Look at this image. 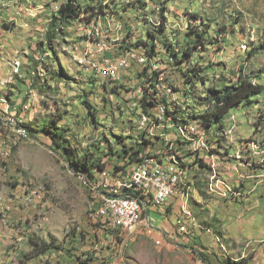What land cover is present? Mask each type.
<instances>
[{
	"label": "rangeland",
	"instance_id": "374dc122",
	"mask_svg": "<svg viewBox=\"0 0 264 264\" xmlns=\"http://www.w3.org/2000/svg\"><path fill=\"white\" fill-rule=\"evenodd\" d=\"M63 1L0 0V264H264V161L247 166L236 158L264 113V95L233 110L222 133L205 132L212 166H196L193 142L173 146L165 129L153 136L141 124L152 82L178 96L179 117L204 109L183 91L204 95L241 74L264 85V0H85L101 8L87 14L91 23L75 22L49 42ZM192 45L190 60L178 61ZM131 49L146 53L149 65L133 64L115 82L97 77L98 65ZM85 56L90 66L75 59ZM188 67L203 72L185 83ZM52 119L70 143L59 139L53 151L47 134L23 137L21 123ZM263 127L255 132L261 143ZM145 140L150 159L168 163L175 155L191 163L192 216L180 225L178 209H151V224L120 237L96 216L97 202L63 147L102 157L106 171L95 176L103 181L123 172L116 173L123 165L114 158L118 151ZM243 170L246 186L235 181ZM213 174L229 188L219 183L211 191ZM31 239L61 251L30 259Z\"/></svg>",
	"mask_w": 264,
	"mask_h": 264
},
{
	"label": "built area",
	"instance_id": "2783aa9c",
	"mask_svg": "<svg viewBox=\"0 0 264 264\" xmlns=\"http://www.w3.org/2000/svg\"><path fill=\"white\" fill-rule=\"evenodd\" d=\"M75 59L82 65L90 66L86 56ZM150 62L146 53L131 49L124 52L116 61H104L95 70L97 77L115 82L122 78V71H126L131 65L148 66ZM11 66L13 73H18L20 61L15 60ZM150 90L147 92L149 93ZM151 92L157 99V105L141 115V124L148 126L150 135L154 136L155 130L161 128L165 129V140H169L173 146L175 140L191 141L194 143L196 166L200 168L212 166L214 155L209 147L211 145L205 140V130L189 116L179 117L177 114L179 99L172 97L174 92L170 90L164 93ZM228 120H235V116ZM260 129L262 128L254 131L251 139L242 142L236 155L239 162L252 165L254 161L256 163L264 161V142L261 143L255 137V132ZM229 133L232 131L229 130ZM22 135L29 136L26 130ZM190 164L187 159L175 155L170 157L168 163L161 161L159 157L154 159L144 157L117 177H106L103 181H95L80 174L79 179L97 202L96 206L99 208L96 216L106 220L107 225L119 231V236L123 237L125 233L134 232L146 218L148 220V212L153 205L165 206L173 198H181L188 203L193 187ZM215 178L214 174L210 178L208 186L211 191L214 192L220 184L227 187L225 181H214ZM110 179L114 180V183H111Z\"/></svg>",
	"mask_w": 264,
	"mask_h": 264
},
{
	"label": "trees",
	"instance_id": "16d2710c",
	"mask_svg": "<svg viewBox=\"0 0 264 264\" xmlns=\"http://www.w3.org/2000/svg\"><path fill=\"white\" fill-rule=\"evenodd\" d=\"M99 11H101V8H99L98 5L87 6L85 0H64L59 3L58 11L52 16L49 42H52L56 38H61V30L65 27L72 26L75 22H81L85 25L90 24L91 17H86L87 14L91 12L93 14H97ZM200 38L203 39V37ZM154 47L155 46L153 45L152 49ZM196 48V46L192 45L183 52V55H178L176 57L177 60L180 62L189 61L192 51ZM202 72V69L195 70L194 68L188 67L182 73L185 78V83L192 82V80L199 77ZM151 86L152 90L145 94L142 102V109L144 112H148L149 109H152L157 105V99L154 98V94L151 92L156 91L155 83L152 82ZM183 93L184 96L190 95V97L194 100L193 102L195 105L204 108L203 111L197 115H189V118L201 125L205 132L213 131L222 133L225 126L224 121L229 114L235 109L251 106V104L254 103V99L264 95V85L262 83L255 82V80L251 77L249 78L244 74H241L238 76L236 81H228L226 84L220 85L219 87H211V89L206 91L204 95L200 94L192 97V91H183ZM58 122L59 120L57 119L42 121L39 124L29 121L28 123H21L20 127H23L31 137H35V134L39 132L47 134L53 141L54 146L51 147L52 150L56 151L61 147L59 139H66L62 136L63 134L60 129L61 127L58 126ZM261 125H264V113L255 123V130L259 129ZM32 127H36L38 130L35 131ZM66 140L69 142L68 139ZM150 143L151 142L149 140H145L142 143L136 144L135 147L130 145L129 147H123L122 150L118 151L116 153V157L114 158H116L117 163L123 165L116 167V173L122 172L126 170V168L140 162L144 157H149L146 152ZM72 148V145L68 144V146L66 145L63 147V150H70L69 153L70 156L72 155L73 168H75V170L78 169V171L80 170L79 174L85 175L86 178L97 181L95 175L106 171V164L102 163V157H98L99 159L96 161L90 160L86 156L80 157L79 153L71 151ZM31 241L33 250L30 253V259L45 255L52 249L55 251H61L60 247L45 246L40 244L39 241H34L33 239H31Z\"/></svg>",
	"mask_w": 264,
	"mask_h": 264
},
{
	"label": "crops",
	"instance_id": "0c3cea01",
	"mask_svg": "<svg viewBox=\"0 0 264 264\" xmlns=\"http://www.w3.org/2000/svg\"><path fill=\"white\" fill-rule=\"evenodd\" d=\"M177 98H178V96H176ZM255 131V130H254ZM254 134V133H253ZM248 166V165H247ZM247 166H245L244 168H246L247 169ZM211 168V167H210ZM212 169V168H211ZM212 171V170H211ZM241 175H240V177L238 176L236 179H235V181H236V183H244V181H243V179L242 178H244V177H247L248 175H247V173H246V171L245 170H243V172L242 173H240ZM195 178V180H197L196 179V177H191V180H193ZM193 183V182H192ZM261 183V182H260ZM260 183H257L256 182V186H257V184H260ZM263 183V182H262ZM244 186H246L245 185V183H244ZM255 186V187H256ZM228 188H229V186H227ZM223 188V187H222ZM192 196V195H191ZM151 209H153L154 211H160V212H164L166 215L167 214H169L170 213V211H175V209H178V211H179V215H178V218H177V224L179 223L180 225L181 224H183V223H185V220L186 219H189V217L190 216H192V211H193V208L191 207V198H190V200L188 201V203L187 202H185L183 199H178V198H173L167 205H165V206H152L151 208H150V210ZM150 210H149V212H150ZM148 212V220H147V218H146V220L141 224V225H139V226H143L144 224H151V219H150V213ZM168 219H171V215H168V217H167ZM170 223V222H169ZM164 225H166V222H165V224ZM138 226V227H139ZM181 227H183V229H184V225L183 226H181ZM140 228V227H139ZM208 233H210L211 232V228L209 227V228H207V229H205Z\"/></svg>",
	"mask_w": 264,
	"mask_h": 264
}]
</instances>
